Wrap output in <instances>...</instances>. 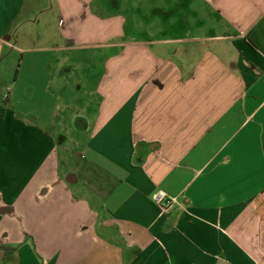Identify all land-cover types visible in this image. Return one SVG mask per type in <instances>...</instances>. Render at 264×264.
Here are the masks:
<instances>
[{
  "label": "crops",
  "instance_id": "0c3cea01",
  "mask_svg": "<svg viewBox=\"0 0 264 264\" xmlns=\"http://www.w3.org/2000/svg\"><path fill=\"white\" fill-rule=\"evenodd\" d=\"M0 246L264 264V0H0Z\"/></svg>",
  "mask_w": 264,
  "mask_h": 264
},
{
  "label": "rangeland",
  "instance_id": "374dc122",
  "mask_svg": "<svg viewBox=\"0 0 264 264\" xmlns=\"http://www.w3.org/2000/svg\"><path fill=\"white\" fill-rule=\"evenodd\" d=\"M45 0H42V2H44ZM41 43V44H40ZM53 42L52 41H45V42H30L29 44H28V47H29V49L31 48V49H33V47H44V46H49V45H51ZM11 59V58H10ZM103 56L102 55H98V56H96L95 58H94V60H93V62L91 63V64H93V66L95 67V72L94 73H92V74H89V80H88V82H87V88L89 87V86H93L96 82H97V77H98V73H99V71H101L102 70V64H103ZM79 60H83L84 61V64L85 65H87V60H86V57H83V56H81V54H79ZM88 60H90V58H88ZM27 65H28V67H30V68H32L33 66L31 65V64H27V62H26V60H25V63H24V68H23V70L27 67ZM112 65H114V63H112ZM89 66H90V63H89ZM23 72H25V71H22V73ZM26 74H27V72H26ZM90 76H91V78H90ZM79 77L81 78V79H84L86 76H85V74H83V73H79ZM90 84V85H89ZM82 85V84H81ZM87 88H84V87H82V89H87ZM79 95L80 96H83L84 94H83V92H81L80 91V93H79Z\"/></svg>",
  "mask_w": 264,
  "mask_h": 264
},
{
  "label": "built area",
  "instance_id": "2783aa9c",
  "mask_svg": "<svg viewBox=\"0 0 264 264\" xmlns=\"http://www.w3.org/2000/svg\"><path fill=\"white\" fill-rule=\"evenodd\" d=\"M11 93V86L6 85L2 90V99L7 101L11 97ZM152 201L157 206L159 212L162 215H166L177 202V199L175 197L168 196L165 191L159 189L152 194Z\"/></svg>",
  "mask_w": 264,
  "mask_h": 264
},
{
  "label": "trees",
  "instance_id": "16d2710c",
  "mask_svg": "<svg viewBox=\"0 0 264 264\" xmlns=\"http://www.w3.org/2000/svg\"><path fill=\"white\" fill-rule=\"evenodd\" d=\"M0 248H2L3 250H6L4 247L0 246Z\"/></svg>",
  "mask_w": 264,
  "mask_h": 264
}]
</instances>
